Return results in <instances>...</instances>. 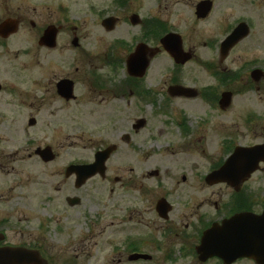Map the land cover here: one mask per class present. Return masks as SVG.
<instances>
[{
    "label": "flooded vegetation",
    "instance_id": "af4514ba",
    "mask_svg": "<svg viewBox=\"0 0 264 264\" xmlns=\"http://www.w3.org/2000/svg\"><path fill=\"white\" fill-rule=\"evenodd\" d=\"M159 1H156L157 7ZM203 1L207 0L200 2ZM208 1L212 10L217 0ZM198 4L199 1L194 13ZM113 6L119 11L103 14L100 26L106 33H112L127 22L137 25L139 31L132 44L124 37H114L116 41H102L94 47L84 41L92 38L85 30V21L69 22V10L63 6L59 10V5L56 10L45 12L46 15L40 13L43 15L40 22L25 19L14 10L0 21L17 22L16 32L0 34V45L14 36L24 21L35 31L36 53L34 51L35 56L30 57V52H25L28 57L25 61L32 66L34 60L40 67L38 80L32 81V74L25 75L26 89L23 90L0 83V92L8 94V104L17 107L19 117L26 115L27 125L34 127L42 114L54 116L66 111L89 114L90 119L94 116L93 134L89 139L98 147L93 149L92 159L73 160L63 169L64 173L61 171L67 182L57 189L72 194L64 195L67 206L63 211L83 206L80 193L88 184L97 183L98 187L93 189L102 190L105 196L102 203H93L80 211V215L88 218V233L77 235L84 246L79 244L71 249L62 246L53 253L40 233L50 227L51 220L47 219L38 226L39 230L35 228L39 234L21 233L23 239L14 241L11 233L20 225L6 217L0 219V250L30 252L13 264H81L78 258L86 255L89 258L88 242L103 234L111 240L115 228L119 232L120 246L111 251H118L120 264H179L181 259V264H264L262 251L257 252V258L229 259L218 255L203 258L199 254L204 233L212 226H221L239 214L260 216L264 212V183L256 185L254 182L255 175L264 172V160L248 175L243 171L247 166L245 157L231 168L226 165L239 148L264 145V123L255 122L256 118L261 121V116L264 117L261 113L248 111L244 116L247 121L241 123L225 121L221 116L229 111L239 89L234 88L237 83L234 79L239 81V77L247 74L253 86L264 80L261 57L243 61L239 66L244 65V71L239 66L229 69L226 63L227 60L236 62L246 55L244 49L242 52L236 49L240 41L227 50L223 48L224 38L244 21H238L218 42L208 43L212 46L208 53L212 49L216 52L213 57H204L196 45L188 46L183 38V52L190 55L188 61L201 68L205 66L209 71L208 75H188L181 73L188 61L176 64L161 45V38L173 31L166 21L151 15L141 17L134 11L122 17L129 8V0H114ZM45 9L51 8L46 6ZM107 19L109 24L104 23ZM139 44H144L145 49L134 64H129ZM165 54L172 63L171 68L150 82L151 63ZM145 61L144 72H138ZM32 87L39 89L38 95ZM249 91L243 93L246 98ZM208 105L216 109L215 117L207 113ZM196 108L200 113H195ZM99 139L103 144L95 142ZM44 148L37 146L33 154L43 165L58 156L53 152V159L45 161L36 152ZM108 149L104 171L98 170L81 184L75 171L66 174L71 165L94 164L96 154ZM15 155L6 153L4 157L11 162ZM33 155L29 153L28 157ZM169 158L171 163H168ZM152 162L160 164L153 167ZM214 173L216 178H210ZM192 194H199V199L193 201ZM120 195L121 204L116 201ZM60 229L64 231V227L58 226Z\"/></svg>",
    "mask_w": 264,
    "mask_h": 264
},
{
    "label": "rangeland",
    "instance_id": "374dc122",
    "mask_svg": "<svg viewBox=\"0 0 264 264\" xmlns=\"http://www.w3.org/2000/svg\"><path fill=\"white\" fill-rule=\"evenodd\" d=\"M113 1L0 0V21L10 15L8 12L14 10V13L23 15L25 19L29 18L40 22L43 17V15L40 16V13L46 15L45 12L52 9L56 10L57 5H59V10L62 6L69 10V22L81 24V21H85L87 26L85 30L92 38L84 41L91 42L94 47H98L102 41L105 43L107 41L114 42L116 41L114 37H124L128 41L127 43L132 44L133 37L139 31L137 25L134 26L127 22L120 25L112 33H106L100 26L99 20L103 14L119 11L114 8ZM156 1L129 0V8L121 16L128 17L134 11L139 13L141 17L147 15L154 18L159 17V19L167 22L170 30L183 36L185 44L188 46L196 45L197 51H202L204 57L215 56L214 49L208 53L212 47L209 46V42H218L238 21H245L250 26V32L238 43L236 49L239 52L244 49L246 55L241 56L237 60L238 62L227 60L226 63L229 69H234L245 60L254 57L264 59V0H217V5L212 10L210 9L211 12L209 11L205 17L199 20L196 19L194 11L196 3L202 0H158L160 3L158 7ZM46 6L51 9L46 10ZM222 7L225 8V11ZM33 8L36 10L33 11ZM34 32L29 28L27 21H24L18 32L7 39L5 44L0 45L1 84L4 83L8 87L12 85L15 89L23 90L26 89L23 82L25 75L32 74V81L38 80L40 67L34 60H32V66L27 64L28 57L25 55V52H30V57L35 56ZM157 58L151 63L148 70L151 75L150 82H153L158 74L168 73V69L171 68L172 63L166 54L160 55L159 59ZM189 59L190 56L187 60ZM243 66H239L240 69ZM260 66L264 68L263 62ZM204 68L205 66L201 68L196 63L188 61L182 67L181 73L208 75L209 71ZM242 70L244 71V69ZM246 75L239 77V81L234 79V83H237L233 86L235 89H239L235 92L236 95L229 111L221 115L225 121L237 123L247 121L244 116L248 111L256 115L261 113L264 116V80L261 81V84L253 86L247 80ZM38 83L37 81L36 84ZM32 90L37 91L36 95L39 94L37 87H32ZM247 91L250 92L248 98L243 94ZM9 99L8 94L0 92V219L9 217L12 223L15 222L20 225V228L14 229L15 233H11L13 235L11 239L17 242L23 239L21 233L35 232V228L39 230L38 226L47 219L51 220L50 227L46 232L40 233L44 235V243L50 249L53 248V253H56L58 248L62 246L67 249L76 248L79 244L84 246L82 242H79L80 237L77 238V235L88 233V218L85 219L83 214L80 215V211L83 207L92 206L93 203H102L105 197L104 193L102 190L96 192L97 189H93V187H98L97 183H93L92 186L88 184L80 193L84 199L83 206L73 207L70 208L69 212H64L63 207L67 206L64 195L71 196L72 194L57 188L62 187L64 182H67L61 171L71 161L92 159V151L98 147L91 144L93 140L90 141L89 139L90 134H93L91 128L94 127L92 124L94 116L92 115L90 119L89 114L77 115L66 111L54 116L42 114L45 119L41 116L36 126L29 127L26 115L23 114L24 117H19L17 107L14 108L13 105L8 104ZM216 112V109L207 106V113L210 116L215 117ZM195 113H200L199 108L195 109ZM152 117L150 118L152 119ZM255 122L264 123V117L261 116V121L256 118ZM81 137L82 139H80ZM95 142L103 144L102 139ZM46 145L50 146L58 156L53 162L43 165L33 154L37 146L44 148ZM6 153H16L11 162H8L4 157ZM29 153L33 156L28 157ZM168 160L172 161L171 158ZM168 163L165 162V164ZM157 164L160 163L152 162L151 166L155 167ZM262 173L264 172L255 175L254 182L256 185L264 183V174ZM192 196L193 201L199 199V194H192ZM121 199V195L116 197V201L120 204ZM58 226L64 227V231L61 229L59 231ZM35 233L39 234V232ZM98 236L88 242L90 245L88 248L89 258L87 255L78 258L79 262L81 264H120L118 263V251H111V249L116 250L120 246L118 229L113 228L111 240H107V236L104 234ZM181 260L177 263L181 264Z\"/></svg>",
    "mask_w": 264,
    "mask_h": 264
},
{
    "label": "water",
    "instance_id": "95a60500",
    "mask_svg": "<svg viewBox=\"0 0 264 264\" xmlns=\"http://www.w3.org/2000/svg\"><path fill=\"white\" fill-rule=\"evenodd\" d=\"M211 9L210 1L200 2L197 6L196 15L198 18H203ZM105 24H109L110 20H105ZM17 30V22L13 20H6L0 23V34H11ZM248 33V26L245 23H240L224 40L223 48L229 49L232 45L237 43L241 38ZM163 48L175 59L177 63H184L189 54H184L182 50V39L176 33H169L161 39ZM145 49L144 44H139L129 58V64H134L138 60L139 54ZM147 62H143L141 70L143 73ZM45 161L53 159V153L50 147L44 150H37ZM109 154V149L98 152L95 157V163L83 166H69L66 174L70 175L72 172L77 173L78 182L80 184L94 175L98 170L104 171V163ZM241 157H245L247 166L243 168L246 175L255 171L259 162L264 160V145L255 146L251 148H239L238 151L228 160L227 166L231 168L236 164ZM217 174H211L210 178H216ZM79 184V183H78ZM74 201V200H72ZM259 251L264 252V212L260 216L254 214H239L231 219L223 222L221 226L214 225L208 229L202 238L199 246V254L206 258L213 255L222 257H229L234 259L240 256H251L257 258ZM29 251L24 249H3L0 250V264H13L12 262H19L21 258L29 255Z\"/></svg>",
    "mask_w": 264,
    "mask_h": 264
}]
</instances>
